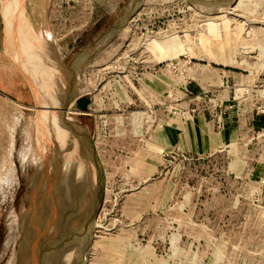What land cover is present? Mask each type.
Segmentation results:
<instances>
[{
    "label": "rangeland",
    "instance_id": "374dc122",
    "mask_svg": "<svg viewBox=\"0 0 264 264\" xmlns=\"http://www.w3.org/2000/svg\"><path fill=\"white\" fill-rule=\"evenodd\" d=\"M58 107L102 174L84 264H264V0H0V264L67 225Z\"/></svg>",
    "mask_w": 264,
    "mask_h": 264
},
{
    "label": "flooded vegetation",
    "instance_id": "af4514ba",
    "mask_svg": "<svg viewBox=\"0 0 264 264\" xmlns=\"http://www.w3.org/2000/svg\"><path fill=\"white\" fill-rule=\"evenodd\" d=\"M61 112H62V110H61ZM61 116H62V113H61ZM62 119H63V117H62ZM73 121L75 122V124H77L75 118H73ZM73 121H69L70 123L69 122L68 123L71 124ZM79 136L82 137L81 133H80ZM61 137L62 136H60V135L58 136L59 141L60 140L62 141V144L60 145V147L63 150H64L65 147H68V148H66L67 152L63 151V153H60V156H59V154L56 155V156L54 155L55 157L51 156L50 161H52L51 162V169L56 168L57 159L62 161L61 171L63 173L62 176H63V181H64L65 184H63L62 187H60V189H58V191H57L58 193H56V195H58L59 193H62L61 196L63 198L64 204H63V208L60 211V213H62L65 216V218L67 219V225H66L67 227L65 226V227H63L64 228L63 229L62 227H60L61 224H56L57 226L55 228L57 229L59 227L60 230H62V234H61L62 236L59 235L57 238L55 237V238L52 239V241L50 242V245L47 248L48 252L43 258H39L38 259V258H36V253L35 254L33 253V255H34L33 257L35 258V260L33 259L34 261L31 262V263H28V264H62V263L63 264H67L68 260L70 259V257L72 255H73V258H72L73 261L72 262H74L75 261V255H77V254H78L77 255L78 259H76L77 260V264H79V262H80V258H81V243L80 242H81V240L78 241L80 246L77 243V240L79 238H77V240H73V242H71L70 245H69L68 244V238H69V240L71 238H74L80 231L81 217H82L81 214H82V211H83L82 208H84V206L87 205L88 202L90 201L89 194H90V190L91 189L89 190V187L84 189L85 185L82 188V186H83V183H82L83 182V177H82V171H81L82 169L79 168V167H81L79 165L80 164V160L77 157V154H76V151H75V148H74L76 141L73 140V139H75V137L71 134V138H70V134H69V136L66 137L67 138L66 139L67 142H63L64 139H62ZM72 137H74V138L72 139ZM69 138H70V140L71 139L72 140L71 141L68 140ZM68 141L70 142V144H73L74 142L75 143L73 145H68L69 144ZM81 146H83V145L81 144ZM71 149H74L75 152L73 150H71ZM71 152H73V153H71ZM88 152H89V150H88ZM62 154L64 156H62ZM66 154H69V155H66ZM70 154H71V158L73 156L72 159L70 158ZM56 157H58V158H56ZM51 159H53V160H51ZM54 159H56V160H54ZM79 169H80V171H78ZM90 169L93 172L92 166H91ZM87 189L89 191L88 193H87ZM84 199L86 200V203L84 202L85 201ZM83 203H85V204H83ZM36 216H37V218H36ZM33 217H34V218H32L33 223H36V221L38 220V212L37 211L33 212ZM75 243H77V244H75ZM67 244H68V246H66ZM36 245H37V241H36ZM74 247H76V248H74ZM72 262H71V264H72Z\"/></svg>",
    "mask_w": 264,
    "mask_h": 264
},
{
    "label": "bare ground",
    "instance_id": "6f19581e",
    "mask_svg": "<svg viewBox=\"0 0 264 264\" xmlns=\"http://www.w3.org/2000/svg\"><path fill=\"white\" fill-rule=\"evenodd\" d=\"M227 8V5H225L224 4V10ZM47 54V53H46ZM47 61V60H46ZM50 67V66H49ZM39 68H40V72L41 73H43L42 74V76L40 77V78H42V84H43V86H44V89H45V85H47V84H49V87H47L48 89L46 90V91H49V90H51V92H57L59 89L56 87V86H54L53 85V81L54 80H51V76H50V71H48V68H47V66L46 65H44V64H40V66H39ZM53 66L51 67V71L53 72ZM52 74H54V72L52 73ZM54 75H56V74H54ZM53 75V76H54ZM55 77V76H54ZM57 77V76H56ZM58 78V77H57ZM56 78V79H57ZM53 79V78H52ZM61 79V78H60ZM60 81V80H59ZM55 82V81H54ZM71 82V81H70ZM48 86V85H47ZM63 86V85H62ZM68 87H70V86H68ZM50 88V89H49ZM61 88V87H60ZM58 89V90H57ZM45 91V92H46ZM67 91H68V88H67ZM51 94V93H50ZM61 94V93H60ZM65 94H67V93H65ZM48 95V94H47ZM55 95V94H54ZM54 95L52 96V98L54 97ZM51 96V95H50ZM50 99H51V97H50ZM54 99V98H53ZM49 101V100H48ZM58 101H60L59 99H58ZM62 101V100H61ZM45 102V101H44ZM43 102V103H44ZM47 102V101H46ZM53 102V101H52ZM54 102H55V100H54ZM59 103V102H58ZM61 103V102H60ZM55 105H57V104H55ZM60 104H58L57 106H59ZM56 106V107H57ZM55 107V108H56ZM62 107V106H61ZM61 107H58V111L60 112V116H57V114H55V112H53V111H47V110H45V111H47L46 113H49L50 114V118L52 119V121H53V124H54V127H56V132H55V134L57 135V134H59L60 136H62L61 138L62 139H64L63 140V142H67V136H69V134H70V138H71V134L75 137V139H73L74 137H72V139L73 140H75L76 141V143H75V151H76V154H77V157L79 158V160H80V166L81 167H79V168H81L82 170V177H83V186H82V188L84 187V185H85V188L84 189H86L87 187H89V190L92 188V192L90 193L91 195H92V198L90 199L91 201H89L88 203H90V204H88L87 205V208L89 207V209H85L86 208V205L84 206V208H82L83 209V211H82V217H81V219L82 218H84V215H86V214H88L89 212L88 211H92V209H93V207H94V204H93V199H94V197H95V195H96V193L98 192V190H99V184H100V177H99V175H98V173H96L95 174V168H94V163H93V160H92V158H91V156H90V154H89V152H88V150H87V148H86V145H83L84 143V140L82 139V137H83V134L80 132V131H78L79 129H78V127L76 126V124H75V122L73 121L71 124H69L67 121H63V119L61 118V110H62V108ZM51 108V107H50ZM52 108H54V107H52ZM55 111H57L56 109H55ZM43 113H44V111H43ZM41 115H42V113H41ZM46 115V114H45ZM48 117V118H49ZM44 118H45V116H44ZM42 119V118H41ZM49 120V119H48ZM46 121V120H45ZM45 124V123H44ZM78 124V123H77ZM70 127H69V126ZM75 126L77 127V130L75 129ZM79 126V125H78ZM50 127V126H49ZM54 127H53V129H54ZM47 130V129H46ZM80 133H81V136L82 137H80L79 135H80ZM54 135V134H53ZM58 135V136H59ZM55 136V135H54ZM70 138L68 139V140H70ZM59 139V138H58ZM71 139V140H72ZM70 140V141H71ZM83 140V141H82ZM59 141V140H58ZM61 141V140H60ZM59 141V142H60ZM69 142V141H68ZM73 142V141H72ZM73 143V144H74ZM62 144V141L60 142V145ZM67 144V143H66ZM69 144H70V142H69ZM73 144H71V145H73ZM81 144L83 145V146H81ZM46 146V145H45ZM44 146V147H45ZM68 146V145H67ZM42 147V146H41ZM73 147V146H72ZM65 148H68V147H65ZM71 148V147H70ZM48 150V149H47ZM71 150H73L74 151V149H71ZM70 151V150H69ZM74 151V152H75ZM67 152V151H66ZM71 153H73V152H71ZM66 155H69V154H66ZM62 156H64L63 154H62ZM55 157V156H54ZM53 157V158H54ZM67 157V156H66ZM57 158V157H56ZM65 158V157H64ZM69 158V157H68ZM70 158H71V154H70ZM72 158H73V156H72ZM71 158V159H72ZM51 160H53V159H51ZM54 160H56V159H54ZM71 161V160H70ZM52 162V161H51ZM55 163V162H54ZM91 166H92V168H93V172H92V170L90 169L91 168ZM53 168V167H52ZM54 170V169H53ZM70 170V169H69ZM78 171H80V169L78 170ZM97 171V170H96ZM92 172V173H91ZM63 174V173H62ZM48 178V177H47ZM96 180H97V183H96ZM68 185V184H67ZM95 188H96V190H95ZM95 190V191H94ZM86 192V191H85ZM84 192V193H85ZM89 191H88V189H87V193H88ZM86 195V194H85ZM84 195V196H85ZM88 198V197H87ZM85 200V199H84ZM85 203H86V200L84 201ZM85 203H83V204H85ZM44 205V204H43ZM81 209V210H82ZM91 214V213H90ZM23 215H24V212H23ZM25 216V215H24ZM34 218V217H33ZM36 218H37V216H36ZM37 220V219H36ZM21 221H22V219H21ZM21 221H20V223H21ZM22 222H24V221H22ZM22 224V223H21ZM30 225H31V223H29ZM29 224H28V227H29ZM22 226V225H21ZM20 226V227H21ZM57 226V225H56ZM70 226V225H69ZM27 227V226H26ZM67 227V226H66ZM22 228H24V225H23V227ZM22 228H19V229H22ZM30 228V227H29ZM29 228L27 229V230H29ZM25 229V228H24ZM62 229V228H61ZM64 229V228H63ZM28 233V232H27ZM62 233V232H61ZM29 234V233H28ZM27 234V235H28ZM77 234V233H76ZM29 236V235H28ZM28 236H25V238L27 237L28 238ZM62 236V235H61ZM50 237V236H49ZM71 237V236H70ZM26 238V239H27ZM52 238V237H51ZM25 239V240H26ZM72 239V238H71ZM77 240V239H76ZM68 241H69V238H68ZM78 241H80L79 239L77 240V243H78ZM26 242H28V240H26ZM63 242V241H62ZM77 243H75V244H77ZM81 243V242H80ZM31 245V244H30ZM78 245H79V243H78ZM75 246V245H74ZM80 246V245H79ZM66 247V246H65ZM82 247V246H81ZM74 248H76V247H74ZM74 250V249H73ZM74 252V251H73ZM77 252V251H76ZM80 252V251H79ZM80 254V253H79ZM78 255V254H77ZM77 255H75V261L74 262H72L73 260H69L68 262H67V264H71V262H72V264H77V260L76 259H78L77 258ZM81 258H80V262H79V264H81ZM65 262V263H66ZM62 263V262H61ZM63 264V263H62Z\"/></svg>",
    "mask_w": 264,
    "mask_h": 264
},
{
    "label": "water",
    "instance_id": "95a60500",
    "mask_svg": "<svg viewBox=\"0 0 264 264\" xmlns=\"http://www.w3.org/2000/svg\"><path fill=\"white\" fill-rule=\"evenodd\" d=\"M127 14H129V12ZM119 26H121V25H117L115 28L118 29ZM91 103H92V97L86 96V95H82V96L80 95V96L76 97L75 101L72 103V109L71 110H74V111L79 112V113L87 112L91 106ZM95 167H96L97 173L101 179L102 174L99 171L98 163L96 161H95ZM101 191H102V184H101V187H99V190L93 199L94 207L92 209L91 214L84 215V220H83V222H81L79 233L74 237L75 239L72 238L68 241V244L70 245V243L73 242V240H76L77 238H79V240H81V246H82L81 247V259H82L81 264H84V260H85L84 251H85L86 246L89 244V242L91 240L90 230H91V226H92L96 211H97L98 206L100 204V199H101L100 193H101ZM68 244L66 246H68Z\"/></svg>",
    "mask_w": 264,
    "mask_h": 264
}]
</instances>
